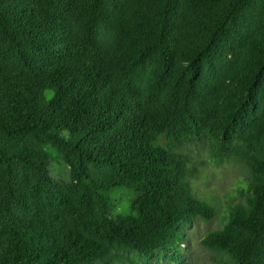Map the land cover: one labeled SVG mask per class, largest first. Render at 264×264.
<instances>
[{
    "label": "trees",
    "instance_id": "16d2710c",
    "mask_svg": "<svg viewBox=\"0 0 264 264\" xmlns=\"http://www.w3.org/2000/svg\"><path fill=\"white\" fill-rule=\"evenodd\" d=\"M201 147L250 177L201 246L264 264V0H0V264H183Z\"/></svg>",
    "mask_w": 264,
    "mask_h": 264
},
{
    "label": "rangeland",
    "instance_id": "374dc122",
    "mask_svg": "<svg viewBox=\"0 0 264 264\" xmlns=\"http://www.w3.org/2000/svg\"><path fill=\"white\" fill-rule=\"evenodd\" d=\"M52 93H48L51 99ZM67 135V134H65ZM47 152L51 155L50 174L59 182H69L70 172L57 150L47 147ZM186 155L190 162L191 169H199V174L192 179V185L196 196L213 205L219 212V220L205 223L197 221L187 230V242L185 245L186 260L183 264H213L211 253L201 246V240L210 231L220 227L221 218L228 212L229 208L241 201L239 191L246 188L249 182L248 172L237 163L223 161L220 164L212 163L208 159V153L201 147L200 151L187 149ZM115 201L114 214H130L134 204V196L124 189L114 191ZM140 264L139 258L129 255L127 264ZM151 264H162L158 260Z\"/></svg>",
    "mask_w": 264,
    "mask_h": 264
}]
</instances>
